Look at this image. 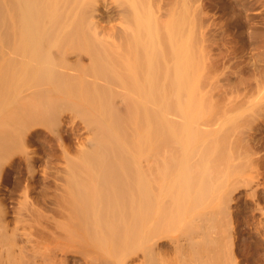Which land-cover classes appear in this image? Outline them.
Wrapping results in <instances>:
<instances>
[{"label":"bare ground","instance_id":"bare-ground-1","mask_svg":"<svg viewBox=\"0 0 264 264\" xmlns=\"http://www.w3.org/2000/svg\"><path fill=\"white\" fill-rule=\"evenodd\" d=\"M196 1L0 0V177L21 158L33 178L31 137L56 139L61 165L46 174L60 194L29 200L27 182L16 211L28 201L42 230L31 205L59 206L54 228L89 264H242L248 225L238 217L249 210L246 231L264 252V43L254 60H234L250 64L256 91L238 76L205 107ZM6 215L0 198V264H24L31 237ZM45 250L24 257L46 263Z\"/></svg>","mask_w":264,"mask_h":264},{"label":"rangeland","instance_id":"rangeland-1","mask_svg":"<svg viewBox=\"0 0 264 264\" xmlns=\"http://www.w3.org/2000/svg\"><path fill=\"white\" fill-rule=\"evenodd\" d=\"M199 1L198 0L196 1L199 4L195 3L196 5L197 4L199 5V6L197 5V7H196V10H198L197 8L199 7V14L196 13L197 15H195L196 17H198V16L199 17L196 18V20L200 18L199 20L201 21L200 22L198 20V24H197L200 27L197 26V29L195 28L196 38H198L197 39L198 45L196 44L198 50H196V52L197 53L200 52V55H202V57H201L199 54H197V57H198L197 60L201 61V62L199 61L198 63L202 65V67H201L198 64L199 65L198 70H200V67H201V69L203 68L202 71L203 70L204 71L201 72V70H200V72H198L201 74V75L198 74V76L200 75L202 77H200V76L198 77L199 83H198L197 89H200V87H202L201 88L202 92H204L206 94H204V93L202 94V92H199L200 97L202 98V100L203 99L206 100V101L203 100L205 107H207L206 105H209L208 107H210V104L213 106L214 99H215L214 98L215 94L212 95V92L216 93L217 91H219V88L223 84H224L223 85L224 87L226 86L225 88H228V87L233 88L234 87L233 90L235 89L237 84L239 85L241 82H243L246 79L247 80L249 79L248 81H251L252 86L255 84V82H252V81H254L257 78V76L256 75L254 76L255 79L253 77H251L254 80L249 78V76H247V75H250V73L252 72V69H249V68H251V66H250V64L247 65L248 63L247 64L245 63L244 64L245 66H244L243 63L247 60V58H248V61H250L249 60L250 58H251V60H254L255 58H257L258 52H259L258 50L263 49V43H264L263 42L264 41V0H256V1L255 0H199ZM260 4H262V5H260ZM195 12H197V11H195ZM197 33H198V35H197ZM202 44H203V46H202ZM199 45H200V47L198 48ZM201 46H202V48H201ZM227 46H228V48H227ZM203 47H204V49H203ZM234 49H236V51ZM201 51L203 54L201 53ZM227 53H228V55L230 54L229 55L230 57L227 55ZM232 53L236 57L232 56L233 55ZM237 53H240V55L244 53L243 54L244 56L241 55L242 57L240 56V59H239V56ZM203 55L205 56V58L203 57ZM214 55H215V58L217 60L214 59ZM226 55H227V57H229L228 62H227L228 58H226ZM248 55L249 56L252 55V57L251 56L249 57ZM256 55H257V57H256ZM199 56H200V59H199ZM245 57H246V59H243ZM253 57H254V59H253ZM231 58H233V59H231ZM213 59H214V62H213ZM218 59L221 60L222 62H219ZM235 59H239L240 61L243 60L244 62L238 64L237 62H240V61L237 60V62L236 61L234 62ZM215 60H216V63L218 62L217 64L215 63ZM229 61H230V63H232V61H233V63L231 65H229L230 64ZM213 63H215L218 67ZM223 63H225V64L227 63L226 66H228V67H226ZM218 64L220 65V67H222L221 66L222 64L224 65L221 68V70L224 67H226L225 69H223L221 71V72H223V73L225 72V73L221 74L219 71L218 75H216V73H214L215 75H211V73L215 72V69H216V72L218 73L217 70L220 68ZM241 64H242V66H241ZM205 65L206 66L209 65L208 68ZM233 65L234 66L236 65L237 67H233ZM213 66H214V68H211ZM231 67L235 68L236 71H238V70L239 71L235 72V70L232 69ZM240 67H241V69H240ZM205 69H206V72H205ZM226 69H228V70L232 69V71L231 70L228 71ZM240 70L242 73L239 74ZM226 71H228L229 73ZM233 71H234V73H233ZM231 72H232V74H230ZM207 73H208V75H206ZM227 74L228 75L230 74V76H228ZM210 75L214 77V78L210 77V79H212V80H209L207 78ZM226 75L229 78L225 77ZM204 76H206V77H204ZM217 76H218V78H217ZM238 76L244 77V80L242 81L241 79H243V78L239 79ZM251 76H253L252 73H251ZM215 77H216V80L218 82H220V84L217 81L215 82ZM231 77H232V79H235V81L230 80V81H232V86L230 85L231 82L229 80L227 81V79H231ZM221 78L224 81H222ZM207 79H208V81H212V82H209L211 86H209V83H207V81L204 82ZM257 81H259V80H257ZM227 83H229V86L227 85ZM234 83H237V84H234ZM257 83H259V82H257ZM206 84H208V85H206ZM217 85H219V86H217ZM233 85H236V86H233ZM223 86H222L221 90H223ZM204 87L205 88L207 87L206 90ZM215 87L218 88V89L216 88L217 89L216 92H214V90H216ZM254 87L257 88L256 84L253 87H251V92L249 91L250 94L253 93L254 91H256V90H254V91L252 90V88L254 89ZM208 88H209V90H208ZM201 89L199 91H201ZM206 91H208V92H206ZM249 93H247L246 95H248ZM226 95H229V94H226ZM209 97L212 99L210 100ZM221 97H223V96H219V101L221 100L220 102L222 103L223 101H222ZM249 98H250V96H249ZM207 100L210 104L207 102ZM61 127L62 128L60 129V133L63 136L65 134V129L67 128V124H63ZM80 131H81V129H80ZM261 135H264V130L261 132ZM72 141H73V143H72ZM72 141H70L71 143L69 145V148L71 147L70 151L72 149L73 150L75 149V148H73L75 146L74 145L75 139L73 138ZM30 142H31L30 148L33 149L35 151V153L39 156V159L35 162L37 165L36 166L37 173L34 175V177L30 178L29 176H27V173L24 171L23 160H21V158L20 159L16 158L15 161L13 162V164L9 167L4 165L1 169V175H3L4 177L3 176L0 177L1 178L0 179V181H1V183H0V198L3 199V202L6 205L7 215H6L5 220L8 221V227L13 226L15 224L17 226L16 231L18 233L25 230L28 233L29 237H31L30 241L24 240V242H23L26 245V251H25L26 254L29 253V255H30L31 251H33V249H35V250L37 249V251H38L37 254L43 252L44 249H46L45 250L46 253L50 254V257L48 259H46V261L44 260L46 263H44V262L41 263V261L38 259V257L34 258L35 262L31 261L30 259H28V257L31 258V256H29L28 254L27 255L23 254L22 259L24 260V262H25V259H27L26 260L27 262H25L24 264H27V263H29V264H33V263H35V264H85V263L89 264L90 262L92 263V259H91L90 254H89L90 255L89 256L90 258H89L86 256L87 254L86 255L82 254L83 252L81 253L78 249H76V247H73L72 245L64 243V240L62 237L63 235H59V234L63 233V230H61L59 228L61 226H59V227L56 226L55 227L56 229L54 228L55 224L53 226V223H58L57 220L59 219V217H61L63 220L62 215H60V213L57 212L58 211L57 207H59V206H56L54 209H50L51 207L49 208L48 205L45 206L41 202L39 204V201H36L33 203V205H31L32 207H36L39 210V212L42 213V215L44 217V220H43L44 228L42 230H40L38 228V223L36 222V220H34L36 216L34 214H32V215L29 214V212L26 210V208H27L26 206L28 204V201H27V204H25L26 201H23L24 202L23 204H25V205H23L24 207L22 206L23 207V210L21 211L22 213H17L16 210L18 209L19 205H22L19 203H21L22 199L24 200L23 194L21 192L22 187L24 186L23 184H25L27 182H29V186H30V188H32V189H30L31 191L29 192L30 193L29 194V200L33 199V197H36V196L40 197V196H42V194H45V192L47 195L53 194V192H54V194L56 192H58L57 193V195H58L61 192L60 190L57 191V189H59V185L57 184V183H59V181L56 182L57 181V179H56L54 181L55 182L54 183L50 179L51 175L47 176L49 174H46L49 172V171L47 172V170L51 169L50 170V172H51L52 170L56 169V166L58 168V166L60 167V165H61L60 162L62 160L60 159V157L59 158L57 157V156H59L60 152H59V149H57L56 139L50 138L44 130H42V131L37 130L35 132L34 136L31 137ZM71 144H72V146H71ZM4 167L6 168L5 171H4ZM260 168H261V166L259 167V169ZM259 171L261 172L259 176L264 175V173H263L264 168L263 167ZM55 185L57 186V188ZM47 188H48V190H47ZM261 188H260V193H261L260 198H262V196H263V198H262V200L261 199L259 200V205L264 204V195H263L264 194V190H263L264 188H262V189ZM53 189H54V191H53ZM18 200H20V202ZM41 204L44 205V208H43V205H41ZM50 205L53 208L55 204L54 205L50 204ZM248 206H252V205L250 203H248ZM24 208H25V211H24ZM233 208L237 209V208H239V206L237 205L236 208L233 206ZM55 209H56V211H55ZM58 209H60V207ZM51 210H53V211H51ZM251 211L250 210L246 211V212H244V214H240L241 216L239 215V217H238V219L242 222V224L245 223V226L248 225L251 227L250 223L253 221V219H255V217H253L251 215ZM55 212L58 213L59 215L56 214ZM247 214H248V216H247ZM257 214L258 213L256 212V216H257ZM249 215H250V217H249ZM40 217H41V215H40ZM47 217H49V218H47ZM240 217H242V218H240ZM45 218H47V219H45ZM51 218H54V220ZM55 219H56V222H55ZM246 219L248 221H245ZM60 221L61 220H59V224L61 223ZM249 221H250V223H249ZM261 221L262 222L264 221V217H263V220H261ZM248 226H246V228H247L246 230H248V228H250ZM57 227L61 230V233L57 229ZM56 230L58 233L54 232ZM246 230H243L242 236L244 237V240L242 243H240V245L242 246L243 243H245L244 247H245V250L247 249L246 251L248 253L246 251H243L244 253L240 252L239 253L240 255L238 254V258L240 257V261L243 262L242 264H263L264 263V259H262V256H264L263 249L261 247H255V243L253 242L252 234L251 233L249 234V232ZM23 236L25 237L24 234L18 235V237H23ZM17 241L19 242V244L22 243L21 240H17ZM248 241H250V242H248ZM30 246H33V247H31V249H30ZM246 246H247V248H246ZM255 249L257 250V252L255 251ZM250 250H252V251L250 252ZM258 251H260V253ZM24 255H25V257L26 256H28V257L25 258ZM89 259L91 261H89ZM244 261H245V263H244Z\"/></svg>","mask_w":264,"mask_h":264}]
</instances>
